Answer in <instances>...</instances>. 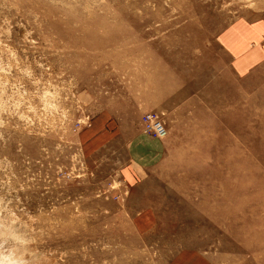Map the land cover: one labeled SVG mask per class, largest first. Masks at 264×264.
<instances>
[{
    "label": "rangeland",
    "instance_id": "obj_1",
    "mask_svg": "<svg viewBox=\"0 0 264 264\" xmlns=\"http://www.w3.org/2000/svg\"><path fill=\"white\" fill-rule=\"evenodd\" d=\"M263 14L0 0V264H264V78L218 41Z\"/></svg>",
    "mask_w": 264,
    "mask_h": 264
},
{
    "label": "crops",
    "instance_id": "obj_2",
    "mask_svg": "<svg viewBox=\"0 0 264 264\" xmlns=\"http://www.w3.org/2000/svg\"><path fill=\"white\" fill-rule=\"evenodd\" d=\"M218 41L237 74L254 73L264 78V14L231 22L219 33ZM139 136V143L147 142L148 136Z\"/></svg>",
    "mask_w": 264,
    "mask_h": 264
},
{
    "label": "built area",
    "instance_id": "obj_3",
    "mask_svg": "<svg viewBox=\"0 0 264 264\" xmlns=\"http://www.w3.org/2000/svg\"><path fill=\"white\" fill-rule=\"evenodd\" d=\"M142 126L144 132L152 137L160 138L166 134V129L163 123L157 114L153 112H146L142 115Z\"/></svg>",
    "mask_w": 264,
    "mask_h": 264
}]
</instances>
